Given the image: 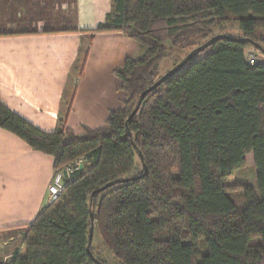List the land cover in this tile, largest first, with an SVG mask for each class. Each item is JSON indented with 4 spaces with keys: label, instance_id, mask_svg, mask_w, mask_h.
<instances>
[{
    "label": "trees",
    "instance_id": "1",
    "mask_svg": "<svg viewBox=\"0 0 264 264\" xmlns=\"http://www.w3.org/2000/svg\"><path fill=\"white\" fill-rule=\"evenodd\" d=\"M230 21L240 37L214 42L128 119L161 78L160 60L224 34ZM106 31L145 52L113 71L126 95L105 126L77 135L67 109L56 130L43 131L0 102V127L51 156L55 171L68 170L61 194L24 227L23 254L4 264H106L88 248L91 226L119 264H264V64L250 65L244 53L256 43L264 55V0H113L105 21L82 32L90 41ZM88 48L82 41L78 77ZM249 153L257 195L245 188L238 209L229 180Z\"/></svg>",
    "mask_w": 264,
    "mask_h": 264
},
{
    "label": "crops",
    "instance_id": "2",
    "mask_svg": "<svg viewBox=\"0 0 264 264\" xmlns=\"http://www.w3.org/2000/svg\"><path fill=\"white\" fill-rule=\"evenodd\" d=\"M112 4L0 0V102L43 131L56 130L67 109L66 125L77 135L105 126L110 111L121 108L126 95L113 71L145 49L121 31L96 32L90 41L89 33L82 32L104 22ZM58 15L60 25L54 19L43 28L44 17ZM82 41L89 48L78 77ZM55 172L51 156L0 127V232H26L24 227L52 202L48 187ZM61 176L63 181L68 178L62 171ZM14 241L11 235L1 240L0 264L15 252L23 254V240L18 250L11 247Z\"/></svg>",
    "mask_w": 264,
    "mask_h": 264
},
{
    "label": "rangeland",
    "instance_id": "3",
    "mask_svg": "<svg viewBox=\"0 0 264 264\" xmlns=\"http://www.w3.org/2000/svg\"><path fill=\"white\" fill-rule=\"evenodd\" d=\"M58 1H62V0H58ZM71 13L72 12L70 11V14ZM65 18H67V16H65ZM54 19H55L56 25H60L62 23V20H63L60 15H58L57 17L52 18V19L51 18L48 19V18L44 17V20H46V21H44L45 24H44L43 28L48 27L50 25V20H54ZM69 19H70V17H69ZM224 30H225L224 34H228L230 36L240 37V35H241V31L238 28L237 23L235 21L234 22L233 21L228 22L225 25ZM219 31H220L219 29L215 28L213 30V35L218 33ZM208 38H210V36ZM208 38H206V40ZM257 39L260 41V42L258 41L259 44H261L264 48V33H262L261 35H258ZM204 41L202 39H198V41H197L198 45L203 43ZM195 45H197V44H195ZM188 51H189L188 48L187 49L186 48L173 49L172 52L166 58L160 60L159 66H158V76H160V77L164 76L171 69H173L177 64H179L182 60H184L187 57L188 53L190 52V51L189 52ZM211 51H212V48L207 47V48L203 49L202 51L198 52V54L195 57H193L189 61V63H186L181 68V70H185L191 62L205 56L206 54L210 53ZM249 51L255 53L258 60L264 61V55L260 52V50L257 47H255L254 45L247 46L244 50L246 57H247ZM144 52H145V50L143 49V52L141 53V55H139L135 58H140L144 54ZM78 66H80L79 63H78ZM73 73H74V75L76 74V72H73ZM70 80H71V78H70ZM71 85H72V83H71ZM78 164H79V167H80V165L82 166V161L79 160ZM139 171H140V167H139V165H137L136 169L131 174H136ZM59 176L62 177L61 172L56 171L54 181ZM256 176H257V168L254 165L252 153L246 154L245 155V165L243 167L235 170L232 178L229 180V185H232V188L230 190V195H231V198H232L233 202L235 203V205L238 209L243 208L246 205V197H245V192H244L245 188L250 189L251 193H253L255 196L257 195ZM54 181L51 184H53ZM25 233H26L25 230H24V232H22V230H19V231L11 230V231L0 232V242H1V240H6L8 238V235H11V236L15 237V241L12 242L13 245H11V247L15 246L16 249L18 250L19 248H21L22 240H24ZM91 250H92L93 255L96 258H98L101 261L106 262V264H119V261L103 245L97 228H94V230H93V235H92V239H91Z\"/></svg>",
    "mask_w": 264,
    "mask_h": 264
},
{
    "label": "water",
    "instance_id": "4",
    "mask_svg": "<svg viewBox=\"0 0 264 264\" xmlns=\"http://www.w3.org/2000/svg\"><path fill=\"white\" fill-rule=\"evenodd\" d=\"M229 36L226 35V34H218V35H215L213 36L212 38L208 39L207 41H205L204 43H202L201 45L195 47L194 49H192L187 57L182 60L179 64H177L173 69H171L168 73H166L164 76H162L160 79H158L153 85H151L149 88H147L145 91H143L139 98H138V101L135 105V107L133 108V110L131 111L128 119H131L135 113L137 112L139 106H140V103L142 101V99L144 98L145 94L147 92H149L150 90H152L154 87H156L161 81H163L164 79H166L167 77H169L170 75H172L173 73L177 72L180 68H182L186 63H188L193 57H195L198 52L202 51L203 49L209 47L210 45H212L214 42L220 40V39H223V38H228ZM233 40H238L236 38H232ZM255 47H257L259 49L260 46H258V44H254ZM129 137L131 138V135L129 134ZM139 154V157H140V160L143 161V158H142V155L140 152H138ZM142 167L145 169V164L142 163ZM80 168H81V165H80ZM145 173V172H144ZM62 174L65 178H67L68 176V173H67V170L66 169H63L62 170ZM92 231H93V226H91L89 228V236H88V248H89V245H90V242H91V239H92Z\"/></svg>",
    "mask_w": 264,
    "mask_h": 264
},
{
    "label": "built area",
    "instance_id": "5",
    "mask_svg": "<svg viewBox=\"0 0 264 264\" xmlns=\"http://www.w3.org/2000/svg\"><path fill=\"white\" fill-rule=\"evenodd\" d=\"M247 60L250 65H255L258 62H261L264 64V61L258 60V58L256 57V54L250 51L248 52ZM78 163L79 161L77 162V164ZM63 188H64V183H63L62 178L59 176L58 178L55 179L54 183L49 185L48 187L50 199L55 200L61 194V192L63 191Z\"/></svg>",
    "mask_w": 264,
    "mask_h": 264
}]
</instances>
